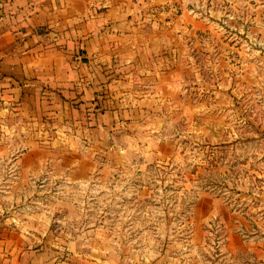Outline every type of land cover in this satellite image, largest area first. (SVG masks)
<instances>
[{
	"label": "rangeland",
	"instance_id": "374dc122",
	"mask_svg": "<svg viewBox=\"0 0 264 264\" xmlns=\"http://www.w3.org/2000/svg\"><path fill=\"white\" fill-rule=\"evenodd\" d=\"M114 1L140 60H162L175 86L145 107L131 149L79 141L96 162L75 171L58 161L76 157L60 122L2 114L0 216L96 239L112 264H264V0Z\"/></svg>",
	"mask_w": 264,
	"mask_h": 264
},
{
	"label": "crops",
	"instance_id": "0c3cea01",
	"mask_svg": "<svg viewBox=\"0 0 264 264\" xmlns=\"http://www.w3.org/2000/svg\"><path fill=\"white\" fill-rule=\"evenodd\" d=\"M126 6L114 0H0V118L19 113L60 122L55 139L66 142L58 147L76 157L58 161L72 171L86 160L94 164L97 153L131 149L135 128L154 116L145 107L176 84L162 60H140L136 43L143 36ZM119 132L128 146H116ZM90 135L89 146L97 147L88 158L78 142ZM44 228L0 216V264H112L94 248L98 240L52 235L50 223Z\"/></svg>",
	"mask_w": 264,
	"mask_h": 264
}]
</instances>
